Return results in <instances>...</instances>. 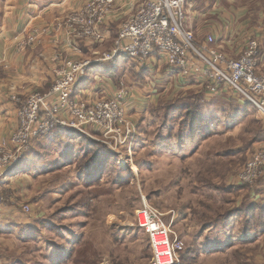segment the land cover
I'll use <instances>...</instances> for the list:
<instances>
[{
  "label": "rangeland",
  "instance_id": "1",
  "mask_svg": "<svg viewBox=\"0 0 264 264\" xmlns=\"http://www.w3.org/2000/svg\"><path fill=\"white\" fill-rule=\"evenodd\" d=\"M117 37L107 39L100 54L111 52ZM87 49L89 59L97 57L95 47ZM123 64L113 77H86L101 96L122 83L133 92L132 103L141 110L130 159L121 149L117 166L87 171L96 172L97 183L83 188L75 183L78 141L53 146L54 133L34 141L37 151L31 149L1 186L10 215L0 218V264H152L151 237L136 223L146 206L160 214L172 240L183 243L181 264H264V213L246 215L247 208L264 207L258 196L264 188L236 180L251 154L264 148V117L233 92L209 93L198 79L184 78L158 59L148 68ZM258 217L262 231L254 229ZM140 220L146 224L144 216ZM248 228L251 237L262 236L246 245ZM217 234L233 238L219 246ZM49 247L59 257L55 263L47 257Z\"/></svg>",
  "mask_w": 264,
  "mask_h": 264
},
{
  "label": "built area",
  "instance_id": "2",
  "mask_svg": "<svg viewBox=\"0 0 264 264\" xmlns=\"http://www.w3.org/2000/svg\"><path fill=\"white\" fill-rule=\"evenodd\" d=\"M115 3L116 0H90L81 10L71 13L56 31L63 32L70 45L79 42L99 45L106 39L103 26ZM188 3L189 0H148L121 26L111 52H97L96 58L79 61L61 62L60 57H54L58 65L50 90L35 92L20 103L16 131L9 140L0 143V211L6 204L1 186L9 172L20 166L34 141L49 137L58 129L103 144L116 155L125 149L126 158L130 159L137 131L128 112V88L122 83L109 98L78 97L79 81L97 63L126 58L140 67H148L151 61L164 59L168 68L182 77L202 81L207 92L231 91L264 117V73L259 72V39H251L239 57H228L217 48L213 36L197 41L187 25ZM49 32V28L33 29L25 38L16 40L17 51L22 53L38 45ZM50 98L55 99L53 105H47ZM236 180L243 187H254L264 181V148L251 154ZM22 208L25 213L31 212L28 205ZM141 216L146 219L145 225L141 224ZM160 217L146 206L136 219L137 226L151 237L152 264H181L184 245L178 239L172 240L173 232Z\"/></svg>",
  "mask_w": 264,
  "mask_h": 264
},
{
  "label": "crops",
  "instance_id": "3",
  "mask_svg": "<svg viewBox=\"0 0 264 264\" xmlns=\"http://www.w3.org/2000/svg\"><path fill=\"white\" fill-rule=\"evenodd\" d=\"M89 1L0 0V143L9 140L16 131L17 109L20 103L35 92L47 93L50 90L55 77L54 71L58 65L54 61L56 55L60 57L61 62L69 59L79 61L91 57L92 51L87 49L90 46L97 49L93 53L106 50L105 45H108L113 37L118 36L122 24L136 15L148 0H116L113 11L103 26L105 40L111 38L110 41H105L103 45H90L84 42L70 45L63 32H57L56 27L61 26L71 13L81 10ZM187 25L199 42H203L208 36H213L217 48L230 58L239 57L247 43L253 38H258L260 42L259 72L264 73V0H189ZM47 28L50 32L42 37L41 43L22 53L17 51V39L25 38L33 29ZM123 61L135 64L126 58L114 60L111 63H97L90 69L89 75H94L99 81L103 80L101 76L113 77L116 71L122 70ZM158 61L164 62V59H158ZM83 79L79 81L76 90L78 97L84 99L109 98L120 88L114 92L112 90L108 96H101L94 87L96 84L89 81L90 77ZM199 83L202 84L200 80ZM128 90V112L133 107L130 117L136 124L141 108L134 107L133 92L129 88ZM54 102L55 99L50 98L47 105H53ZM138 129L139 127L136 126V141L139 136ZM55 137L56 133L50 139L51 142L49 140L53 146L54 143L56 145V141L53 140L56 139ZM32 149L37 151L35 147ZM37 156H40V153H37ZM61 157L65 158V155L62 154ZM22 167L20 164L16 170ZM16 179L10 181L15 182ZM261 182L263 183L255 188H264V181ZM258 196L263 197L264 194L259 193ZM8 211L10 208L4 206L0 211V218L6 217V214L10 215ZM258 230L262 231V227ZM261 236L243 241L247 245L249 242H256Z\"/></svg>",
  "mask_w": 264,
  "mask_h": 264
},
{
  "label": "trees",
  "instance_id": "4",
  "mask_svg": "<svg viewBox=\"0 0 264 264\" xmlns=\"http://www.w3.org/2000/svg\"><path fill=\"white\" fill-rule=\"evenodd\" d=\"M250 105V104H248ZM252 108H254L252 105H250ZM255 109V108H254ZM54 133H56V145H59L61 143H63L64 140H66L68 138V140H71L73 142L78 141L79 145L78 147H76L77 149V155L74 157V159L76 158L77 161H81L80 163V170L79 172H77V177L75 180V183L77 182L79 185H82L83 188H90L91 186H93L92 182L97 183V177L94 176V174L96 173H87V171H96L100 169L101 167H104L106 164L108 166L112 165V169L113 166H117L118 162H119V158L118 156H116L115 154H112V152L103 144L100 143H95V142H91L89 140H87L84 137H80L74 133L70 134L68 131H64V130H56ZM182 140V139H181ZM182 145L185 143V140H182L180 142ZM55 145V143H54ZM75 161L72 160V162H70V164L67 165V169L69 170V168H72L74 166ZM98 174H100V172H97ZM263 182H259L256 186H258L259 184H261ZM102 184V183H100ZM86 196V195H85ZM248 213H246V215H252L253 217L257 218V214L256 212L260 211L264 213V207H259V206H253L252 208L246 210ZM250 211V212H249ZM241 212V211H239ZM259 217H258V221L256 222V225H254V229H257L262 227V221H259ZM248 227V226H247ZM245 237L244 239L247 240L248 239H253V237H251V231H253V229L251 230L250 228L245 230ZM232 235H227L225 234L224 237L221 236V234H217L216 236V242H218L219 246H223V245H229L230 240L232 239ZM65 250H67V248L60 250V252H66ZM50 252L48 253L49 255L47 257H51V262H56L59 257H55L53 256L55 253V249L54 247H49L48 251ZM54 252V253H51ZM53 254V255H52ZM62 254V253H61ZM61 257L64 255H60ZM69 259V257L67 258Z\"/></svg>",
  "mask_w": 264,
  "mask_h": 264
},
{
  "label": "bare ground",
  "instance_id": "5",
  "mask_svg": "<svg viewBox=\"0 0 264 264\" xmlns=\"http://www.w3.org/2000/svg\"><path fill=\"white\" fill-rule=\"evenodd\" d=\"M145 221H146V219H145Z\"/></svg>",
  "mask_w": 264,
  "mask_h": 264
}]
</instances>
